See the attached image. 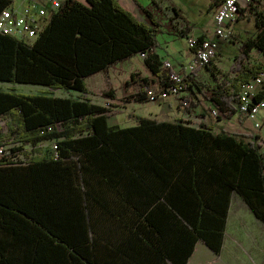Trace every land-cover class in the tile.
Here are the masks:
<instances>
[{
    "label": "trees",
    "instance_id": "16d2710c",
    "mask_svg": "<svg viewBox=\"0 0 264 264\" xmlns=\"http://www.w3.org/2000/svg\"><path fill=\"white\" fill-rule=\"evenodd\" d=\"M11 1L0 0V13ZM259 2L237 16L247 9L262 15ZM140 10L142 20L118 0H61L32 43L0 32V81L86 95L85 77L144 52L157 81L143 77L133 99L149 101L148 89L168 86L169 70L154 51L160 23L150 7ZM255 26L227 71L215 58L206 65L216 83L202 85L194 70L183 76L186 110L194 85L206 88L217 119L241 112L240 85L264 70V16ZM253 49L261 57L250 61ZM109 91L103 94L113 97ZM85 95L0 89V119L14 138L5 142L24 157L0 158V264H183L195 240L219 250L233 191L264 222L258 133L214 132L180 117L141 116L120 126L108 120L111 107ZM47 140L43 151L24 149Z\"/></svg>",
    "mask_w": 264,
    "mask_h": 264
},
{
    "label": "crops",
    "instance_id": "0c3cea01",
    "mask_svg": "<svg viewBox=\"0 0 264 264\" xmlns=\"http://www.w3.org/2000/svg\"><path fill=\"white\" fill-rule=\"evenodd\" d=\"M213 1L216 3L212 4V24L214 12L221 0ZM118 2L124 8L132 11L140 20L144 17L140 7L147 6L151 8L155 19L160 23L159 33L156 35L158 45L154 51L160 56L162 61L171 62V71L181 74V76H190L194 70L195 74L192 77L202 85H213L216 83L207 66L192 65L195 58L194 49L188 43L189 37H209L213 33L212 28L206 29L195 21H185L180 14V8L177 6L178 0H118ZM232 21L227 23L230 29H233ZM242 39L243 37L239 36L236 37L237 41L230 43L218 40V49L214 62L221 70H228L236 53L239 52V45ZM227 43L233 44L237 48V52L222 55L220 52L221 46L227 45ZM250 56V61H254L261 57V53L253 49L250 52ZM132 59L133 57L131 56L122 61H117L107 66L104 70L101 69L85 77V83L88 79L90 81V83H86V87L89 90L86 95L78 90L70 89H63L66 90L67 94H56L52 91L49 93H53L54 96L71 95L74 97L85 95L93 102L103 106H111L113 109L108 112V120L111 124L120 126H134L141 116L164 120H173L180 117L181 119L189 120L195 127L205 123L211 126L214 132L227 129V131L242 133H258L262 138L260 149L264 150V111L261 112L259 127H255L250 117H246L243 112H238L228 119L226 117L217 119V117L212 115L211 105L203 94V91H206L205 87H201L202 90H199L196 86H192L193 93L191 95L190 111L182 107L177 96L174 95L158 98L154 101L134 100L133 96L139 89V83L143 77L148 76L152 85L156 83L157 78L149 72V69L144 64L140 65ZM123 63L124 66L122 67ZM202 68H205L209 74L202 72ZM229 76L233 77L234 72H231ZM110 87L114 88V91H109L108 93L114 96L102 95L103 98L107 99V103H101L94 99L98 92H105ZM60 89H54V91ZM144 103H150L151 106L141 111L136 110L137 105ZM129 106L133 110H128ZM226 120L229 122L228 124L225 123ZM251 210L239 193L233 191L229 195L228 210L219 250L216 252L211 249L203 239L195 240L192 252L186 256L183 264H264V222L257 218Z\"/></svg>",
    "mask_w": 264,
    "mask_h": 264
},
{
    "label": "built area",
    "instance_id": "2783aa9c",
    "mask_svg": "<svg viewBox=\"0 0 264 264\" xmlns=\"http://www.w3.org/2000/svg\"><path fill=\"white\" fill-rule=\"evenodd\" d=\"M250 0H221L218 4L213 19L212 35L207 38L189 37V46L194 48L195 65H208L211 59L216 58L218 49V40L231 42L233 40V31L227 25L229 21L236 18L239 11L244 9ZM61 0H12L10 4L5 6L0 13V32L11 35L15 38L22 39L26 43H32L38 34L44 29L48 22L49 15L60 6ZM216 38V39H215ZM140 57H145L144 52H139ZM264 63V59H263ZM170 61H163L162 68L169 70V84L166 89L158 92L147 90L149 101L158 98H166L169 95L177 96L180 105L185 107L188 103L186 94L183 91L181 74L170 70ZM264 90V70L259 71L248 82L240 85L238 96L240 100V111L253 121L255 127L260 126L261 112L264 111V98H257V94ZM218 112L212 111V115L216 116ZM12 143L5 140L0 141V158L3 156L9 160H16L18 155H13L10 148ZM53 149L56 148L54 142L51 141Z\"/></svg>",
    "mask_w": 264,
    "mask_h": 264
},
{
    "label": "rangeland",
    "instance_id": "374dc122",
    "mask_svg": "<svg viewBox=\"0 0 264 264\" xmlns=\"http://www.w3.org/2000/svg\"><path fill=\"white\" fill-rule=\"evenodd\" d=\"M213 0H178V7L180 8V14L183 16V19L187 22H196L198 24H200L201 26H203L206 29H211L213 30V24H212V8L213 5L211 4ZM256 9L260 10L262 15L257 13L255 10L253 9H247L245 10V12H243L242 14H239V17L236 16L235 21L231 22L232 23V31H233V40L232 41H237L236 37L242 36L243 38H246L250 35H253L255 30H256V26H255V20H261L264 16V0H260L259 3H257L256 5ZM239 18V20H237ZM180 38V37H179ZM157 39V38H156ZM231 41V42H232ZM226 42V41H224ZM228 42V41H227ZM230 43V42H229ZM227 43V45H222L221 46V53L222 55H226L228 53H233V52H237V48L233 45V44H229ZM137 55H133V59L136 63L143 65V58ZM145 65V64H144ZM124 66V63L122 64V67ZM202 72L204 73H208V71L205 68H202ZM86 83H90L89 79L87 80ZM88 85V84H87ZM0 89H6V90H16V91H22L24 93H47V92H54L56 94H67L66 90L60 89V90H56L54 91L53 88L47 87V86H43V85H38L37 83H22V82H6V81H0ZM120 92V91H117ZM73 93V92H72ZM71 93V94H72ZM74 94V93H73ZM103 92H98L96 96H94V99L96 101H99L101 103H107V99L103 98ZM115 103V102H112ZM151 106L150 103H144L141 105H137L136 106V110H144L147 109V107L149 108ZM111 107V106H109ZM111 109H113V107H111ZM128 110H133V108L131 106H129L127 108ZM111 114V112H110ZM7 123V119L5 118H1L0 119V139H5V141H7L9 139V141L14 142V138L12 135H8V131L5 127V124ZM226 124H228L229 122L226 120L225 121ZM2 136V138H1ZM49 140L47 141H42L37 143L36 145H32L30 143H26L24 144V149L27 151L32 152H36L37 151H43L45 149H47L49 147ZM23 155L18 156L17 157V161H24L23 159Z\"/></svg>",
    "mask_w": 264,
    "mask_h": 264
}]
</instances>
